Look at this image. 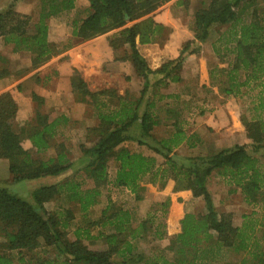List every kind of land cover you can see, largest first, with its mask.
Here are the masks:
<instances>
[{"label": "trees", "instance_id": "16d2710c", "mask_svg": "<svg viewBox=\"0 0 264 264\" xmlns=\"http://www.w3.org/2000/svg\"><path fill=\"white\" fill-rule=\"evenodd\" d=\"M18 1L11 0L0 10V36L13 46L14 52H30L31 67L35 69L61 52L50 36L48 20L73 10L77 0H41L37 20L19 12L16 9ZM167 1L88 0V14L80 21H73L72 35L79 41L119 29L108 39V44L114 54L125 50V56L120 59L131 60L143 79V86L138 97L128 96V92L120 95L116 88L92 92L74 71L73 91L81 101L97 110V125L89 127L87 132L96 133L98 139L93 145L82 148L87 161L84 169L95 187L83 188L80 180L65 178L32 189L30 196L24 197L7 186H0V235L4 238L0 243V264L32 261L38 264H137L139 259L142 264H212L222 256L224 248H231L235 255H240V264H264V252L250 250L256 231L260 230L264 239V212L253 210L243 215L241 226H234L229 216L219 215L207 187L208 178L218 171L229 185L235 186L234 191L240 188L245 202L252 205L264 202V163L261 159L251 154L246 145L237 144L207 156L186 158L187 163L179 162L170 153L185 140L189 146H195L201 139L197 134L188 136L177 119L173 120L175 130L158 139L155 145L145 140L159 124L153 110L154 100L146 99L148 91L169 81L178 82L185 59L198 53L200 48L199 44L192 46L189 41L177 57L156 69L148 66L137 43L148 44L168 38L171 28L151 15ZM261 3L264 0H207L194 16L196 41L206 40L211 29L221 27L212 44L213 50L219 57L231 55L232 59L226 68H212L210 76L213 79L218 73L224 74L221 86L224 94L238 97L243 88L257 91L252 107L254 116L252 119L243 117L247 136L255 148L264 142V6L258 8ZM160 60L161 53L157 61H151L156 66ZM5 63V58L0 56V79L10 74ZM149 74L155 75L154 82ZM33 99L39 100V104L42 102L36 94ZM17 111L14 96L10 92L0 94V158L9 160L12 182L60 176L71 169L74 162L65 145L57 141L59 127L67 122L65 114L51 116L38 109L33 118L17 124ZM132 138L163 155L164 166L158 165L152 155L122 146ZM24 140L30 141L33 150L25 149ZM48 150L52 151L49 157H39ZM111 160L116 163L112 180ZM146 176L158 179L162 187L171 178L175 181L174 190H189L193 197H202L205 201L204 212L186 211L178 218L175 233L169 238L173 258H169L164 249H156L147 257L137 254L136 240L148 234L163 239L167 234L164 222L156 223L150 216L139 218L133 208L109 204L96 219H88L77 226L74 238L70 239L72 208L57 207L50 211L45 206L63 197L66 202L77 204L85 217L99 199L101 190L98 187L108 182L127 188L139 201L143 198L142 180ZM168 205L169 199L162 203L163 207ZM94 228L98 229L97 234ZM86 239H102L107 247L89 249L83 243ZM42 246L52 247L57 253L47 252L46 257L35 258L34 252Z\"/></svg>", "mask_w": 264, "mask_h": 264}, {"label": "rangeland", "instance_id": "374dc122", "mask_svg": "<svg viewBox=\"0 0 264 264\" xmlns=\"http://www.w3.org/2000/svg\"><path fill=\"white\" fill-rule=\"evenodd\" d=\"M10 1L11 0H0V10ZM203 1L207 2V0H169L164 2L151 14L154 16L155 20L170 27L171 32L166 40L154 42L156 47H152V49L147 47L146 50L148 51H145V54L148 56L143 53L145 55L143 57L150 68L153 69L151 60L157 61L160 53L162 60L160 64H162L169 59L177 57L182 47L189 41L192 46L199 44L198 46L200 48L198 53H193L187 56L180 69V71L183 70L182 75L185 78L184 81L180 82L182 85L174 84L168 86L169 84H162V86H159L158 88L152 87L148 91L146 99L150 98L154 100L155 105L153 110L159 120L158 126L152 131V136L145 138L148 144L155 145L158 139L167 137L171 130L169 124L172 120L177 119L180 120V125L183 126V128L190 131H193V128H199V126L202 125V128L200 127L199 129L204 132V140H206L207 143L209 141L219 143L220 146L216 147L223 148L225 146H231V144H233L231 142L234 140L237 145L238 143L236 142H240L238 139L240 137L239 134L246 130V127L243 124V117L252 119L255 114L254 109H252V107L255 106L256 101L255 95L257 91L255 89L243 88V93L238 97L226 95L221 89L223 80L225 79L224 74L222 72L218 73L213 79L210 76L212 68H226L229 66L232 56L226 55L225 57H219L213 50L212 44L216 41L221 31V27L219 26L211 29L209 37L204 41H196L194 38L196 35V31L194 30V16L197 10L202 7ZM88 4V0H77L76 6L73 10L63 13L58 17H52L48 20L50 36L52 40L58 44L57 46L61 51H65L68 47H72V49L75 47L77 48L83 43L92 41L98 42L99 45L101 42L108 44V39L119 30L115 29L84 41H79L73 37V21H80L88 14ZM40 5L41 0H22L19 6H17V9L19 12L30 14L35 20H37ZM260 5H258V8L261 9L264 6V3H261ZM250 10H252V8ZM139 44L141 45V43ZM89 47L91 46L88 45L87 48ZM164 49L168 50V52L169 50L173 52L170 53L172 55L166 56L167 52L164 53ZM82 50H85V48ZM124 51L125 50L120 49L114 54L112 59H109L103 66L105 74L93 77V82L95 83L98 81L99 84L103 83L102 85L104 87L116 88L118 93L122 92V94H125L128 92V96L138 97L139 91L143 86V79L134 68L131 60L120 59L125 56ZM86 52L90 51L86 50ZM77 56L79 57V60L84 58L81 54H78ZM15 57L17 58L19 55H15ZM20 58L22 61V67L14 72V78L10 77L11 79H16V77L22 78L27 75V73L33 71V68H30L31 65H29L31 64L32 54L24 51L21 53ZM64 58L67 60L70 59V53ZM87 62L90 63L89 60H87ZM149 75L151 82H154L155 75ZM167 83H171V81ZM19 86L20 89H17V93L20 94L29 89V87L24 88L22 84ZM164 91L177 93L178 96H167L163 93ZM81 105L85 106L84 103ZM217 105H220L223 108L226 106L225 111H220L221 108L219 110ZM61 114L64 113L61 111L56 112V116ZM24 115L25 113H21L22 117H24ZM76 115L77 117L73 124H70V127L67 126V124L61 125L62 129L57 136V141L63 143L66 150L70 152V159L74 162L73 167L60 175L59 178L56 177L50 179L40 177L32 180H23L14 184L11 178L7 183L9 185L12 184L9 186L12 192L18 193L24 197H29L32 187H36L34 182L41 179H44L41 181L42 183H47L49 181L59 182L65 178H74L75 180H80L82 182L83 188L95 187L93 180L86 175L84 166L87 161L84 157L82 148L93 145L98 139L96 133H90L86 130L87 126L97 125L96 123L98 120L90 109L87 110V108L84 109V107L79 111L77 110ZM30 117L31 115L29 118ZM171 117L175 118L172 119ZM31 118H33V115ZM24 120L26 121L27 119ZM24 120L19 121L18 124L24 123ZM249 142V144H245L248 151L251 154L258 156L264 163V142L259 148H255V145L252 146V140H249ZM23 145L25 148H28V146L31 147L28 140H24ZM122 146L132 151H139L147 155L151 152L157 156L159 163H164L165 161L163 155L157 154L146 144H139L138 140L135 138L125 142ZM207 147L208 146H205L203 150H201V148L198 149L201 150V152L198 151L196 155L206 154L205 150L208 149ZM214 150L215 149H208L207 153ZM51 154L52 151H47L39 154V157L47 158ZM172 155L173 158L179 160V162H182V156H186L183 154V151H176ZM115 172L116 163L111 160L109 163L111 180L114 178ZM142 184L145 187L142 194L144 195L145 193L150 192V199L147 198L146 200H143L145 198H142L138 201L136 200L135 195L127 188L115 186L112 182L100 185L98 188L101 190V194L98 201L86 214L85 217L87 218H85L80 212L77 204L68 203L63 197L49 201L45 203V206L50 211L55 210L57 207L72 208L74 218L68 230V236L70 239L74 238L73 232L77 226L80 224L82 225V222L85 223L88 219H96L101 211L109 204H113L116 207L123 206L125 208H133L138 213L139 218L150 216L156 223L164 222L166 224L167 234L163 239H155L152 235L148 234L144 239L136 240L135 246L136 251L138 252L137 254L147 257L156 249H164L165 254L169 258H173L172 256L174 253L169 248V238L175 233L174 228L177 226L178 218H180L183 212L186 211L193 213L204 212L205 201L202 197H193L189 193V190H174L175 181L171 178L166 181L163 187L160 185L159 180H153L152 176H146L142 180ZM207 187L212 195L214 205L219 215H226L225 217L229 216L231 223L234 226H241L244 222L243 215L250 214L253 210H258L260 213L264 212V202H261V205H252L245 202L241 190L236 188L234 191L233 189H235V186L229 185L225 177L221 176L219 173H215L208 178ZM170 193H173V195ZM167 199H169V205L163 207L162 203ZM97 232L98 229L94 228V233L97 234ZM261 237V231H256L252 248L250 247L251 252L260 250L261 252H264V239ZM3 240L4 238L0 235V243ZM83 243L89 249L93 250H102L107 247V244L102 239H86ZM230 249L224 248L222 256L212 264H240V255L238 257V255H235ZM47 252L48 254L57 253L52 247L42 246L34 252L37 254V257L35 258H44L47 256ZM27 257H29V255ZM28 264L38 263L32 261ZM137 264H142V261L139 259Z\"/></svg>", "mask_w": 264, "mask_h": 264}, {"label": "crops", "instance_id": "0c3cea01", "mask_svg": "<svg viewBox=\"0 0 264 264\" xmlns=\"http://www.w3.org/2000/svg\"><path fill=\"white\" fill-rule=\"evenodd\" d=\"M21 1L22 0H19L17 2L16 9H17V6H19ZM56 17H58V16H56ZM0 43H1L0 44V56L5 58V60H6L5 65L10 70V74L8 76L0 79V94L5 93V92H10L14 96V98L17 100V104H18V111H17V117H16V123L17 124L19 123V121H22L24 119H27L26 121H28L29 119H31L32 115L34 117L35 112L38 109H40L44 113H48L51 116H56L57 111L63 112L65 114V116L67 117V122L65 124H67V126H69V127H70V124H73L74 120L77 117L76 111L81 110L83 107H84V109L87 108V110L90 109L95 116V111L92 110L93 109L92 106L89 105L88 102H86V101H81L79 99V95L76 92H74L72 89L71 83H72V77H73L74 71L78 72V74L86 82L88 89L91 90L92 92H96V91H99V90L104 89V88H114V87H104L102 85L103 83L99 84L98 81H96L95 83L93 82V77H96L97 75H100V74L101 75L105 74V70H104L103 66L107 63V61L109 59H112V56L114 55V52L111 49V47L109 46V44H105L104 42H101V44L99 45L98 42L92 41V42L83 43V44L79 45L77 48L75 47L72 49V47H69L65 51H61L59 54L51 57L43 65H41L35 69L33 68V71H31L30 73H27V75H25L24 77H22V78L16 77V79H11L10 77L14 78V75H13L14 72L18 71L22 67L21 66L22 61H21L20 56H21V53H23L24 51L14 52L13 46L9 43H6L4 38L1 36H0ZM88 45L91 47L87 48ZM137 47H138L140 53L143 56H145L146 55L145 51L146 52L148 51V50H146L147 47L152 49V47H156V45H155V43H148V44H141V45L139 43H137ZM84 48H85V50H82ZM86 50H88L90 52H86ZM164 50L166 51V49H164ZM161 51H163V50H161ZM68 53H70L71 58L67 60L64 57L66 55H68ZM170 53H173V52H171L170 50L168 52V50H167L166 56L172 55ZM78 54H81L84 58H82V60H79V57L77 56ZM177 54H178V51H177ZM15 55H19V57L16 58ZM87 60H89L90 63H88ZM161 61L162 60H160V62ZM160 62L156 66L153 65V69L160 67L162 65V64H160ZM29 65H31V64H29ZM182 71L183 70L180 71V80L178 82H171V83H167L166 85H168V84H169L168 86L174 85V84L182 85L180 82L184 81V79H185L182 75L183 74ZM34 75H36V76H34ZM9 79H11V80H9ZM20 84H22L24 88L29 87V89H27L25 92L23 91V93H21V94L17 93L18 92L17 89L18 90L20 89V86H19ZM98 84L101 86H99ZM105 85H107V84H105ZM18 86H19V88H18ZM170 91H173V90H170ZM163 93H165V95H167V96L168 95L178 96L177 93H173V92L164 91ZM33 94H36L37 96H39V98L42 99V102L40 104H39V100L33 99ZM119 94L123 95L122 92L121 93L119 92ZM82 103H84L85 106H82L81 105ZM217 106H218L217 108H219V110L221 108L220 111H225V109H226V106H224V108L221 107L220 105H217ZM22 107H23V109H22ZM21 113H25L24 117L21 116ZM30 115H31V117L29 118ZM26 121L24 120V122H26ZM21 124H23V123H21ZM65 124H63V125H65ZM157 126H158V124L154 128H156ZM169 126L171 127L170 128L171 130L169 132V134H170L171 132H173L175 130L173 120L169 124ZM89 127H92V126H87L86 130ZM200 127L202 128V125H200L199 128ZM199 128H196V129L193 128L194 129L193 131H190L186 128H183V129L185 130V132L188 136L193 135V134H197L199 136V138L201 139L200 142H197V144L195 146H189V143L187 142V140H185L180 145H178L170 153V155H172L176 151H181V152L183 151V154H185L186 156H182V157L179 156V157H181L182 162L187 163L188 160L186 158L197 157V156H207L210 154L217 153L218 151H220L222 149H225L228 147H233L236 145L235 140L233 142H231V143H233V144H231V146H225L223 148L216 147V146H220L219 143H216V142L214 143L212 141H209L207 143L206 140H204L205 139L203 136L204 132ZM61 129H62V126L59 127V134H60ZM239 135H240V137L238 139L240 140V142H236V143L241 144V145H245L247 143L248 144L250 143L249 142L250 139L247 136L246 130L241 132ZM29 144H31L30 141H29ZM205 146H208L207 147L208 149H215V150L207 153V151H208V149H207V150H205L206 154L196 155L198 153V151L201 152V150H203ZM200 148H201V150H198ZM25 149L33 150L32 145H31V147L28 146V148H25ZM66 152H67L68 156L70 157V152H68V151H66ZM193 152H195V153H193ZM148 155H152V156L156 157L157 164L160 166H164V163H159V160L155 154L150 152ZM217 172L218 171H214V173H212V175L217 173ZM45 177L53 179L56 177L59 178L60 176H45ZM11 178H12V174H11L10 169H9V160L6 158H0V186H5V187L11 186L12 184L9 185L7 183L9 181V179H11ZM30 180H32V179H30ZM42 180H44V179H41L39 181L37 180V182H34L36 184V187H32V189H35L41 185H48V184L56 183V182H51V181H49L47 183L46 182L42 183L41 182ZM13 184H14V182H13ZM170 194L173 195V193H170ZM143 198H145L143 200H146L147 198L150 199L151 198L150 192L145 193L143 195ZM140 215H142V214H140Z\"/></svg>", "mask_w": 264, "mask_h": 264}, {"label": "bare ground", "instance_id": "6f19581e", "mask_svg": "<svg viewBox=\"0 0 264 264\" xmlns=\"http://www.w3.org/2000/svg\"><path fill=\"white\" fill-rule=\"evenodd\" d=\"M92 77V76H91Z\"/></svg>", "mask_w": 264, "mask_h": 264}]
</instances>
